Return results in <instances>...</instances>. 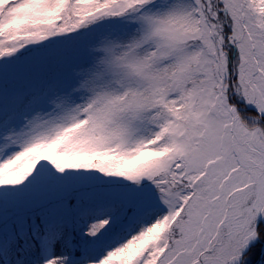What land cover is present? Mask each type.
Here are the masks:
<instances>
[{
    "label": "snow or ice",
    "instance_id": "obj_1",
    "mask_svg": "<svg viewBox=\"0 0 264 264\" xmlns=\"http://www.w3.org/2000/svg\"><path fill=\"white\" fill-rule=\"evenodd\" d=\"M261 233L264 0H0V264H252Z\"/></svg>",
    "mask_w": 264,
    "mask_h": 264
},
{
    "label": "trees",
    "instance_id": "obj_2",
    "mask_svg": "<svg viewBox=\"0 0 264 264\" xmlns=\"http://www.w3.org/2000/svg\"><path fill=\"white\" fill-rule=\"evenodd\" d=\"M264 242V233H261V238L259 241L256 242V244L253 245V247L251 248V255H255L258 256L259 251H260V247Z\"/></svg>",
    "mask_w": 264,
    "mask_h": 264
},
{
    "label": "rangeland",
    "instance_id": "obj_3",
    "mask_svg": "<svg viewBox=\"0 0 264 264\" xmlns=\"http://www.w3.org/2000/svg\"><path fill=\"white\" fill-rule=\"evenodd\" d=\"M263 246V245H262ZM261 246V247H262ZM261 249V248H260ZM258 256H259V254H258ZM258 256H255V255H250V257H249V259H251V261H252V264L258 259ZM263 259H264V257H263Z\"/></svg>",
    "mask_w": 264,
    "mask_h": 264
}]
</instances>
